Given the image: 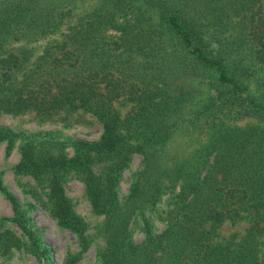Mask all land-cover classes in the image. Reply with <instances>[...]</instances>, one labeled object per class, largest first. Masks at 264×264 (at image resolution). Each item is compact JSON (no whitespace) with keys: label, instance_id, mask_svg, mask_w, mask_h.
Returning <instances> with one entry per match:
<instances>
[{"label":"trees","instance_id":"trees-1","mask_svg":"<svg viewBox=\"0 0 264 264\" xmlns=\"http://www.w3.org/2000/svg\"><path fill=\"white\" fill-rule=\"evenodd\" d=\"M77 110L100 123L96 140L69 139L68 155L51 134L21 135L14 170L47 188L49 213L86 247L61 185L81 178L101 217L100 264H264L262 0H0V114ZM14 135L0 126V140ZM0 191L46 259L1 180ZM16 240L0 232V251Z\"/></svg>","mask_w":264,"mask_h":264},{"label":"rangeland","instance_id":"rangeland-1","mask_svg":"<svg viewBox=\"0 0 264 264\" xmlns=\"http://www.w3.org/2000/svg\"><path fill=\"white\" fill-rule=\"evenodd\" d=\"M262 1L264 10V0ZM41 45H43L42 42L34 44L35 52L39 51ZM115 106L119 107L118 104ZM127 108L123 106L119 107V110L124 113ZM0 126L8 128L15 134L10 142L6 139L0 140L1 183L19 204L27 223L34 229L41 245L45 246L47 256L46 259H40L30 249L27 240L21 236L19 229L12 221L10 202L0 191V232L10 231L17 239L15 243H10L6 250L0 251V264H63L68 257L73 258L71 264H100L98 250L103 243L99 237L93 236V233L101 217L91 212L81 178L70 173L64 177L61 185L65 196L71 203V209L86 223L83 234L90 238L86 247L78 244L75 233L58 225L49 213L46 205L47 188H40L30 174L14 170L20 159L21 135L40 137L51 134L64 143V151L71 155L69 139L96 140L101 133L100 123L89 113L80 110L68 116H65L63 112H58L45 119L36 116L31 111H26L17 115L1 113ZM179 140L180 137H176L172 142V147H176ZM139 160L140 156L133 154L127 168L121 171L118 182L119 196L127 193L132 176L139 168ZM154 223L158 229L162 227L159 221L155 220ZM142 237L140 231H134L133 239L136 242H139Z\"/></svg>","mask_w":264,"mask_h":264}]
</instances>
